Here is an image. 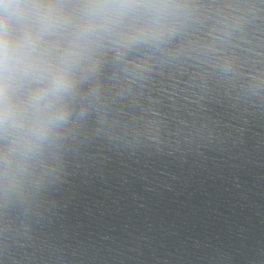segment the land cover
<instances>
[{
	"label": "water",
	"instance_id": "95a60500",
	"mask_svg": "<svg viewBox=\"0 0 264 264\" xmlns=\"http://www.w3.org/2000/svg\"><path fill=\"white\" fill-rule=\"evenodd\" d=\"M191 4L0 200V264H264V0Z\"/></svg>",
	"mask_w": 264,
	"mask_h": 264
},
{
	"label": "clouds",
	"instance_id": "9594fccd",
	"mask_svg": "<svg viewBox=\"0 0 264 264\" xmlns=\"http://www.w3.org/2000/svg\"><path fill=\"white\" fill-rule=\"evenodd\" d=\"M191 12V0H0V200L40 180L108 55L163 51Z\"/></svg>",
	"mask_w": 264,
	"mask_h": 264
}]
</instances>
